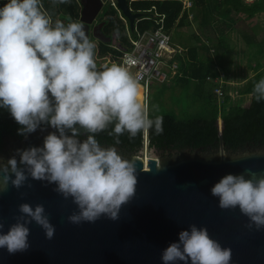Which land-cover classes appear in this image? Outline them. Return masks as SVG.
Here are the masks:
<instances>
[{"label":"clouds","instance_id":"clouds-1","mask_svg":"<svg viewBox=\"0 0 264 264\" xmlns=\"http://www.w3.org/2000/svg\"><path fill=\"white\" fill-rule=\"evenodd\" d=\"M96 49L82 21L53 20L43 0H7L0 7V109L10 114L25 138L52 129L41 146L17 149L7 160L0 156V194L9 186L31 188L30 179L55 185L54 191L76 206L68 217L76 225L102 216L118 220L122 206L135 195L136 164L117 150L119 137L145 133L143 146L148 147L147 132L163 133L164 117L153 115L159 107H150L146 97L141 100L142 77L128 66L136 60L98 66ZM251 94L264 101V78ZM110 127L114 145L102 146L97 134ZM220 152L218 156L233 162L264 156V150L231 156ZM210 192L220 209L238 208L249 229L264 228V173L249 172L247 178L226 174ZM18 211L7 232L0 221V249L9 254L27 251L28 225L33 222L53 239L55 226L42 204L22 203ZM231 257V249L212 239L206 227L193 224L163 250L161 259L163 264H230Z\"/></svg>","mask_w":264,"mask_h":264},{"label":"water","instance_id":"water-1","mask_svg":"<svg viewBox=\"0 0 264 264\" xmlns=\"http://www.w3.org/2000/svg\"><path fill=\"white\" fill-rule=\"evenodd\" d=\"M81 6L79 21L85 25L87 34L100 41L104 38L102 24L90 29V25L102 9L101 0H78ZM94 1L93 8L85 6ZM117 8L128 21L130 30L134 20L143 16L142 12H131L128 0H115ZM47 131H37L18 138L6 136L0 150L5 160L17 149L41 146ZM222 123L219 128V151L193 152L172 156L162 155L154 148L141 147L129 152L117 146V150L135 162L137 186L134 197L122 206L119 219L110 220L102 216L94 223L72 224L68 217L76 206L71 199L65 200L54 191L55 185L28 181L19 190L9 186L0 194V221L4 232L15 223L20 215L18 207L28 203L35 207L42 204L50 222L55 226L53 239L48 240L45 232L35 222L28 225L30 247L27 251L9 254L0 249V264H163L161 256L172 242L178 241V234L190 225L206 227L212 239L232 252L230 264H264V228L257 231L247 227L249 220L239 209L222 210L218 199L210 189L226 174L264 173V156L240 159L233 162L221 158ZM110 146V145H102ZM263 149H250L254 152ZM229 156L237 153H229ZM245 152V151H244ZM168 153V152H167ZM18 159V157H17ZM145 159L146 164H145ZM146 165V167H145ZM183 264V262H177ZM190 264V262H189Z\"/></svg>","mask_w":264,"mask_h":264},{"label":"trees","instance_id":"trees-1","mask_svg":"<svg viewBox=\"0 0 264 264\" xmlns=\"http://www.w3.org/2000/svg\"><path fill=\"white\" fill-rule=\"evenodd\" d=\"M7 0H0L2 7ZM46 10L52 15L53 20L60 19L67 22V18L79 20L80 5L77 0H68L65 4L53 5L52 0H43ZM152 6L158 13H164L166 19L164 28L167 33L174 29L176 19L181 13V3L177 0H135L131 2L130 8L134 11H146ZM193 20L199 27H211L216 33L215 43L200 42L195 46L186 47L188 53H192L193 62L180 64V76H175L172 82L156 85V90L149 101L151 106H158L159 113L153 115H162L163 133L155 134L154 130L146 133V142L148 148H154L162 152V155L172 156L169 150L178 154L186 153L188 149L194 151L198 148L200 152H218L219 151V128L218 119L222 122V142L223 148L229 153L244 152L247 148H264V101L257 102L251 94L254 84L261 78H264V70L259 71L262 64L259 63L258 69L255 67V74L239 88L237 94L241 97L250 96L249 104L245 107L240 104H229L230 95L227 93L228 87L223 85L225 96L222 102L217 100L214 93L215 85L207 80V77L217 75L215 67H222V60L226 52L230 50L229 34L238 31V15L243 14L245 18L250 19L255 14L264 12V0H255L253 3L246 4L243 0H193ZM116 12L111 8L110 12L103 13L99 20L103 19L101 34L104 38L111 39L116 34L117 44L125 50L131 47L128 41L125 24L115 16ZM149 16V14H148ZM153 19H143L138 21L137 27L141 30L153 25ZM101 23V21H100ZM190 26L187 15L184 13L177 21L176 28ZM154 27H157L155 24ZM131 32V31H130ZM249 30L240 32V37L245 43L246 48L250 49L256 44L252 41ZM134 35V33L132 32ZM198 41V38H196ZM210 41V39H209ZM197 43V42H196ZM264 41H259V50L256 51L259 57H264L262 49ZM201 49L205 53L204 59L198 57L196 49ZM212 49V52L210 51ZM255 52V53H256ZM254 53V54H255ZM111 54L113 62L120 63L121 51L111 46L110 41H98L97 56L105 57ZM111 59V60H112ZM177 59V57H176ZM175 87L180 88V95L172 96L173 101L179 107V113L173 109H167L163 105V96L167 90L173 91ZM142 100V98H141ZM19 125L12 119L10 114L0 109V150L3 140L6 136H15L22 138L18 134ZM111 127L102 133L97 134V140L101 145H114V137L109 136ZM145 133L138 134L134 138H129L128 134L120 136V146L129 152L141 149L144 143ZM84 137H81L83 139ZM168 152V153H167Z\"/></svg>","mask_w":264,"mask_h":264},{"label":"crops","instance_id":"crops-1","mask_svg":"<svg viewBox=\"0 0 264 264\" xmlns=\"http://www.w3.org/2000/svg\"><path fill=\"white\" fill-rule=\"evenodd\" d=\"M177 1L181 3V0H177ZM254 1H252L251 3H253ZM77 3L79 4L78 0H77ZM244 3H246V2H244ZM246 4H250V3H246ZM81 9H80V11H81ZM192 9H193V0H192V7L189 10H183L182 4H181V13H180L179 17L176 19L174 29H172L169 33H167L165 28H164L165 32L168 34V36L170 38L169 45L173 49V53L170 55V57H167L164 59L166 61V63L168 64V66H174V74L170 77L171 80L168 82V84L170 82H172V80L175 78V76H180V73L178 71H179V67H180L181 62L186 64L187 62L192 63L194 60L190 56L192 53H188L186 46L183 47L184 44H182L178 41L180 36H182V33L184 32V29H183L184 26L182 28H176L178 19L184 13L187 15V20L192 24V22L194 21L193 20L194 13H193ZM100 12H101V10H100ZM157 13H158V11H157ZM159 14L165 15L164 13H159ZM189 17H191V18H189ZM165 19H166V15H165ZM238 19H239V21H238L237 28H236V29H238V31H236V30L234 31V33L238 37H240V34H239L240 32H245V30L248 29L249 33H247V34H250L252 36V38H251L252 41H255L256 44H258V42L261 40L264 41V36L261 35V34H264L263 28H262V27H264V12L257 13L250 19L245 18L243 14H239ZM248 21H250V24H251L250 27L247 26L248 24L246 25V23ZM100 24H102V23H98L97 25H100ZM154 25L155 24L153 22V25H150V27L144 28L142 30L139 27H137V29L139 31H142V32L143 31H149V30H153L154 28H156V27H154ZM189 27H191V25ZM194 29L198 30L199 32L195 33V30H193L191 28L192 33L186 35L189 38V42L187 44V47L188 46H195L196 44L198 45V42L200 43L201 41L208 44L207 40H209V39L211 40L212 38L215 39V37H216V33L213 31V29L210 26L209 27H199L197 25V28H194ZM173 33L175 34V36L173 35ZM172 35H173V37H172ZM259 35H261L262 37L260 38ZM196 38H198V41ZM94 39H96V38H94ZM96 40H97L96 42L98 44V41H100V40L99 39H96ZM254 46H255V44H254ZM254 46L250 49H247L246 45L244 43V45L241 47V49L238 50V52L240 50L242 51L241 56L239 55V53L238 54L233 53V55H235V56H231V55L227 54L228 52H226V56L222 60V67H220V65H218V64L215 67L217 75L215 77H210L211 79H207L208 81H211L215 85V88H216L218 86V83L215 82V78H218V77H220V75H222L221 79L224 81V83L221 84V89H222L224 96H225V93L223 91V85L228 84V83H231L233 85L236 84L237 86L240 83L244 84L247 81V79L251 78L255 74V67H256V69H258L257 64L259 65V63L262 64V67L259 68L260 69L259 71L264 70V57H262V58L259 57V54H257V52H256L257 50L255 49ZM262 49H264V44H262ZM196 51L198 53V57L200 59H204V57L206 56L205 53L200 48L196 49ZM210 51L212 52V49H210ZM96 55H97V49H96ZM176 57H177V59H176ZM96 58H97V56H96ZM102 58H104L106 60L109 59V62H107L109 64L112 63V61H114L111 58V54H109L105 57H102ZM233 58L238 59V61H235ZM207 78H209V77H207ZM215 88H214V90H215ZM235 92H237V89H235ZM229 95H230V97H232L231 93H229ZM245 97H247L248 100L250 101V96H244V98Z\"/></svg>","mask_w":264,"mask_h":264},{"label":"built area","instance_id":"built-area-1","mask_svg":"<svg viewBox=\"0 0 264 264\" xmlns=\"http://www.w3.org/2000/svg\"><path fill=\"white\" fill-rule=\"evenodd\" d=\"M108 1L110 8H113L116 12L115 16H117L125 24L128 41L131 44V47L128 50L122 49L118 44L115 46L113 45L112 47L121 51L122 54L119 57L121 64L126 63L129 57H133L136 60L135 64H129L128 66L130 71L134 74H139L142 77V100L145 97L148 99L150 86L168 83L171 80L170 77L174 74V66H168L164 60L165 58L170 57L173 53V49L169 45L170 38L164 30L165 15L157 13L156 8L152 6L150 9L142 11L143 16L134 20L133 29L130 30L128 21L125 17H123L120 10L117 8L115 0ZM133 1L135 0H128L129 8L131 2ZM243 1L251 3L254 0ZM181 4L183 10H189L192 7V0H181ZM130 10L131 12H140L134 11L131 8ZM105 18L106 16L103 19ZM103 19L99 20V23L100 21L102 23L104 21ZM143 19H153L154 24H156L157 27L149 31H139L137 29V23ZM107 62H109V59H107ZM221 77L222 75L215 78V82L218 83V86L214 90L219 102H222L224 98V94L221 89V84L224 83V81ZM207 79L211 78L209 77ZM221 123V120L218 119V128Z\"/></svg>","mask_w":264,"mask_h":264},{"label":"rangeland","instance_id":"rangeland-1","mask_svg":"<svg viewBox=\"0 0 264 264\" xmlns=\"http://www.w3.org/2000/svg\"><path fill=\"white\" fill-rule=\"evenodd\" d=\"M102 2V9H101V12L97 15L96 19L93 21V24H95L96 22L99 21V18L100 16L102 15V12L103 13H107V12H110L111 11V8H110V5H109V1L108 0H101ZM246 23V22H245ZM248 24V25H247ZM197 25L194 21L192 22L191 24V27L188 26H184V32L182 33V36H180L179 38V42L184 44L183 47H187V44L189 42V38L186 36L187 34H190L192 33V30H195L194 28H197ZM246 25L248 27L251 26L250 24V21H248L246 23ZM199 26V25H198ZM262 27V26H261ZM263 28V32H264V27ZM196 32H199L198 30H195V33ZM173 35L175 36V34L173 33ZM172 35V37H173ZM262 36H264V34H261ZM259 35V37L261 38L262 36ZM90 38L96 43L97 45V40L94 39V37L92 35H90ZM229 42H230V50L228 51V55H231V56H235L233 55L234 54H238L241 56V50L238 52L239 49H241V47L244 45V42L242 41V38L241 37H238L234 32L230 33L229 34ZM243 42V43H242ZM110 43H111V46H115L117 45V42H116V34H113L112 38L110 39ZM199 43V42H198ZM202 43V41H201ZM207 43H215V40L212 38L210 41L207 40ZM255 49L258 51L259 50V45L258 44H255ZM244 51V50H243ZM97 56V55H96ZM237 56V55H236ZM239 56V57H240ZM98 58V59H97ZM97 64L98 66L100 65H103L105 63H107V60L102 58V57H98L97 56ZM236 58V57H235ZM233 58L235 61H238V59H235ZM243 83H240L238 84V86L236 84H231V83H228V84H225L228 86V89H227V93H231L232 94V97L229 98V104L227 106L226 109H228L229 106L231 105H235V104H240L241 106L245 107L248 105L249 103V100L247 97H241L239 94H237V92H235V89L239 88ZM156 87V85H153V86H150L149 87V95H148V100H151V96L153 95V93L156 91L154 90V88ZM232 89V90H231ZM234 90V91H233ZM141 91V98H142V89L140 90ZM178 95H180V88L178 87H175V89L173 91H170V90H167L165 93H164V96H163V99H164V103L163 105L165 106V108L167 109H173L176 113H179V110H180V107L179 105L173 101V97H177ZM220 128V127H219ZM144 147V146H143Z\"/></svg>","mask_w":264,"mask_h":264},{"label":"flooded vegetation","instance_id":"flooded-vegetation-1","mask_svg":"<svg viewBox=\"0 0 264 264\" xmlns=\"http://www.w3.org/2000/svg\"><path fill=\"white\" fill-rule=\"evenodd\" d=\"M94 5H95V2H94V1L90 2L89 4H86V3H85V6H87V7H89V8H90V7L93 8ZM98 23H99V21L96 22L95 24L92 23L90 29H92L93 27L97 26Z\"/></svg>","mask_w":264,"mask_h":264},{"label":"bare ground","instance_id":"bare-ground-1","mask_svg":"<svg viewBox=\"0 0 264 264\" xmlns=\"http://www.w3.org/2000/svg\"><path fill=\"white\" fill-rule=\"evenodd\" d=\"M146 160H147V159H145V164H146ZM145 167H146V165H145Z\"/></svg>","mask_w":264,"mask_h":264}]
</instances>
